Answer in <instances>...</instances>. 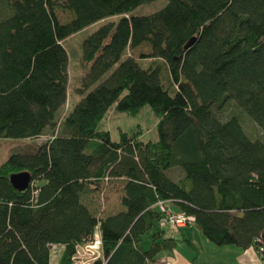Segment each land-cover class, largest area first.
Here are the masks:
<instances>
[{
  "label": "trees",
  "instance_id": "trees-1",
  "mask_svg": "<svg viewBox=\"0 0 264 264\" xmlns=\"http://www.w3.org/2000/svg\"><path fill=\"white\" fill-rule=\"evenodd\" d=\"M153 1L0 0V138L51 131L0 165V264H50L52 244L63 247L58 264H74L97 227L102 254L91 264H158L179 242L162 228L143 245L159 201L218 246L264 248V137L252 139L238 115H217L233 100L264 134V0H168L131 14ZM113 16L84 39L81 98L58 123L69 96L64 41ZM143 44L146 63L126 55ZM145 105L158 118L155 140L99 129L112 107L137 115ZM21 171L32 176L25 190L10 181ZM114 180L122 209L98 216L84 196Z\"/></svg>",
  "mask_w": 264,
  "mask_h": 264
},
{
  "label": "rangeland",
  "instance_id": "rangeland-1",
  "mask_svg": "<svg viewBox=\"0 0 264 264\" xmlns=\"http://www.w3.org/2000/svg\"><path fill=\"white\" fill-rule=\"evenodd\" d=\"M168 0H156L153 2H148L137 7L131 14L133 15H149L155 13L160 10L167 4ZM0 16L5 11V8L0 9ZM56 14L58 19L62 22H69L73 14L71 11L58 6L56 9ZM119 16H113L97 23H94L91 26L86 27L85 29L73 34L72 36L66 38L64 41V46L69 54V86H68V100L66 103L60 108L58 112V123H61L64 116L69 113L76 104V101L81 98L76 91V87L79 86V81L81 76L84 74V70L82 68L81 63V54H82V44L84 39L93 33L101 24L109 22V21H117ZM150 46L148 44H143L135 49H130L127 51L126 55H133L137 59H140L144 64L147 62L146 58L150 53ZM217 115L222 119H227L232 115L240 116V121L248 133V135L252 139H256V137H264L262 129L260 126L254 122V120L243 111H240L238 105L235 101H228L221 111L217 112ZM158 123V118L153 113L151 107L149 105H145L141 112L137 115H130L125 112H120L112 107L106 114L105 119L99 124V129L107 130L110 132L111 138L113 140H118L120 138V133L122 131L131 133L136 131L137 129H141L142 139L143 140H155L157 137V129L156 125ZM51 131H46L40 137L35 138H27V139H13V138H0V165L6 161L13 153L23 152L30 153L36 148L44 143L48 137H50ZM168 175L173 180H179L183 177V172L179 168H172L168 171ZM101 190H95L94 186L92 187V191L88 192L84 196V201L95 211L98 216H104L106 214L116 212L121 207V198L123 195V184L121 180H114L112 182H108L103 184ZM170 207L174 210L175 205L173 203H169ZM175 206V207H174ZM164 228L167 235H171L177 237L179 242L175 251L182 256H191L194 258L195 264H203L202 259H210L212 258V251H207L205 245L202 240L207 241L206 237L203 235L201 230L194 224L192 229L186 231V233H194V242L199 250L197 253L195 250H192L189 245L184 242V229H174L172 226L161 227L160 220L157 219L154 221L153 227L151 230L143 236V245L144 247H149L151 243V236L153 233L159 231ZM96 234H99L98 227L95 231ZM84 246V245H83ZM85 247V246H84ZM217 247V246H215ZM217 249V248H216ZM63 252V247L59 246L55 249H51V262L50 264H58L59 257ZM82 255L84 253L81 251ZM101 253V249H100ZM99 253V254H100ZM80 257V256H79ZM81 261L88 260L87 257L79 258ZM92 259V258H91ZM79 260V261H80ZM90 260V258H89ZM88 260V261H89ZM212 262V261H209ZM89 264V263H88ZM160 264V263H158Z\"/></svg>",
  "mask_w": 264,
  "mask_h": 264
},
{
  "label": "crops",
  "instance_id": "crops-1",
  "mask_svg": "<svg viewBox=\"0 0 264 264\" xmlns=\"http://www.w3.org/2000/svg\"><path fill=\"white\" fill-rule=\"evenodd\" d=\"M176 206V207H175ZM175 209H179L177 205H175ZM122 209V206L119 210ZM118 210V211H119ZM117 212V211H116ZM115 213V212H112ZM193 225L184 227V242H186L192 250H195L199 253L197 246L194 242V233H186V231L192 230L188 228H192ZM207 239V238H206ZM190 240V242H189ZM203 244L205 245L207 251H212V258L210 259H202L203 264H264V260L255 246H250L248 248H241L235 245H224L218 246L211 242L210 240L204 241L201 239ZM150 245V244H149ZM60 245H58L59 247ZM217 246V247H215ZM217 248V249H216ZM200 254V253H199ZM194 258L191 256H182L177 251L172 250L171 252H165L162 254L161 258L157 261L160 263L164 260H169L172 264H195ZM212 261V262H209Z\"/></svg>",
  "mask_w": 264,
  "mask_h": 264
},
{
  "label": "built area",
  "instance_id": "built-area-1",
  "mask_svg": "<svg viewBox=\"0 0 264 264\" xmlns=\"http://www.w3.org/2000/svg\"><path fill=\"white\" fill-rule=\"evenodd\" d=\"M169 203L170 201H159L157 203V209L160 213V223L161 227H165L167 225L174 227V229H181L187 226L194 225L195 218L191 215L186 214L184 211L181 210H174L172 207H170ZM85 247H84V246ZM58 247L57 244H52L51 249H55ZM101 249V253H100ZM259 252L264 260V248L260 247ZM81 251L84 253V256L82 255ZM100 253V254H99ZM102 254V239L101 235L96 234L94 235L93 239L81 244L77 247V253L74 256V264H91L93 261L101 257ZM83 259L85 257L90 258V260L86 261H81L79 258L80 257ZM92 258V259H91ZM80 260V261H79ZM160 264H172L171 261L169 260H164L160 262Z\"/></svg>",
  "mask_w": 264,
  "mask_h": 264
},
{
  "label": "water",
  "instance_id": "water-1",
  "mask_svg": "<svg viewBox=\"0 0 264 264\" xmlns=\"http://www.w3.org/2000/svg\"><path fill=\"white\" fill-rule=\"evenodd\" d=\"M31 173L29 171H21L10 175L12 185L18 190H25L31 182Z\"/></svg>",
  "mask_w": 264,
  "mask_h": 264
}]
</instances>
